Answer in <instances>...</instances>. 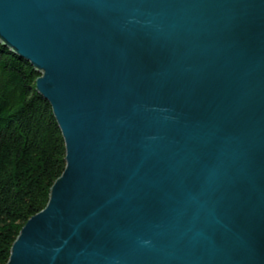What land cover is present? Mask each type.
Listing matches in <instances>:
<instances>
[{"label": "water", "instance_id": "1", "mask_svg": "<svg viewBox=\"0 0 264 264\" xmlns=\"http://www.w3.org/2000/svg\"><path fill=\"white\" fill-rule=\"evenodd\" d=\"M65 144L5 264H264V0H0Z\"/></svg>", "mask_w": 264, "mask_h": 264}, {"label": "trees", "instance_id": "2", "mask_svg": "<svg viewBox=\"0 0 264 264\" xmlns=\"http://www.w3.org/2000/svg\"><path fill=\"white\" fill-rule=\"evenodd\" d=\"M40 75L0 41V264L26 221L42 210L65 167V144Z\"/></svg>", "mask_w": 264, "mask_h": 264}]
</instances>
